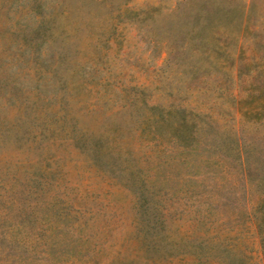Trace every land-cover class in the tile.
<instances>
[{
	"label": "rangeland",
	"instance_id": "obj_1",
	"mask_svg": "<svg viewBox=\"0 0 264 264\" xmlns=\"http://www.w3.org/2000/svg\"><path fill=\"white\" fill-rule=\"evenodd\" d=\"M0 264H264V0H0Z\"/></svg>",
	"mask_w": 264,
	"mask_h": 264
},
{
	"label": "trees",
	"instance_id": "obj_2",
	"mask_svg": "<svg viewBox=\"0 0 264 264\" xmlns=\"http://www.w3.org/2000/svg\"><path fill=\"white\" fill-rule=\"evenodd\" d=\"M233 9L230 8H225L222 5L220 7H217L216 10H211L207 13V17L209 19V23L206 24L207 26L211 23L212 17L216 16V17H220V18H227L228 21L233 20ZM39 46L40 44H37V47H35V51L34 53L37 55H41V51L39 50ZM162 115L159 114L158 118L161 117ZM157 118V119H158ZM160 123H162L164 121V119H160L158 120ZM178 124L179 126H184L186 125L185 120L183 121H179L178 120ZM72 135H71V139H72V143L75 144V146H77L78 149H81L82 151L85 150H91L92 151H97V149L100 150V152L98 154H102V150H103V144H102V139L97 137L94 133H90V132H86L83 129H79V127L74 126L72 129ZM89 133V134H88ZM84 147V148H83ZM108 153V152H107ZM92 154V153H91ZM105 155H101V156H97L96 158H98L101 162V169L102 170H108V166H111V163H107V161H104ZM131 169L129 170V174L131 173Z\"/></svg>",
	"mask_w": 264,
	"mask_h": 264
}]
</instances>
